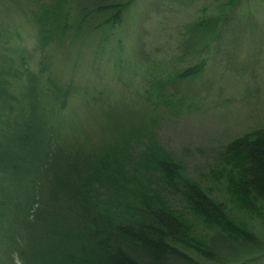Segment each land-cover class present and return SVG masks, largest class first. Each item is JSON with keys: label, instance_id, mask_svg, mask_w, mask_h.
<instances>
[{"label": "trees", "instance_id": "1", "mask_svg": "<svg viewBox=\"0 0 264 264\" xmlns=\"http://www.w3.org/2000/svg\"><path fill=\"white\" fill-rule=\"evenodd\" d=\"M6 1L21 10L44 52L31 70L24 50L9 42L18 35L12 15L0 13V264H247L264 255L232 206L156 141L135 152L143 123L129 120L130 107L119 108L125 120L104 107L98 119L106 127L94 135L60 124L57 109L76 83L72 73L55 74L53 62L65 65L85 38L95 44V60L135 0ZM239 1L223 0L224 10L191 21L177 60L221 41ZM197 60L171 79L199 72L204 56ZM154 84L164 97L165 80ZM221 154L234 206L264 208V125L233 137Z\"/></svg>", "mask_w": 264, "mask_h": 264}, {"label": "rangeland", "instance_id": "2", "mask_svg": "<svg viewBox=\"0 0 264 264\" xmlns=\"http://www.w3.org/2000/svg\"><path fill=\"white\" fill-rule=\"evenodd\" d=\"M221 1L135 0L122 13V25L110 33L111 39L95 60V44L85 38L70 51L65 65L53 62L55 74L66 79L72 73L76 83L57 111L65 119L60 118L61 125L94 135L106 127L107 122L98 119L104 107L114 108L115 119L123 120L119 108L130 107L126 113L129 120L143 123L136 132L142 143L135 152L142 150L144 143L156 141L179 160L186 174L200 181L216 199L232 206V214L243 219L256 235L258 250L264 249V208L247 211L234 206L227 193V179L221 173V150L233 137L264 125V0H240L222 40H209L203 55L196 52L180 60L175 57L182 31L199 15L224 10ZM14 7L10 1L0 0V13L12 15L18 33L9 42L24 50L28 67L37 71L44 49H40L33 29L19 18L21 10ZM214 50L224 51L211 53ZM199 56H204L199 72L171 79L174 71L192 66ZM156 78L165 80L164 97L156 92ZM83 85L94 90L82 92ZM247 264H264V255Z\"/></svg>", "mask_w": 264, "mask_h": 264}]
</instances>
